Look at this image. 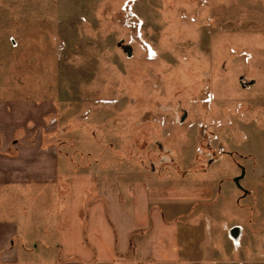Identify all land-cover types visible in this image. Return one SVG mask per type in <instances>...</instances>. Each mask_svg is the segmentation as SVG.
Returning a JSON list of instances; mask_svg holds the SVG:
<instances>
[{
    "label": "rangeland",
    "instance_id": "rangeland-1",
    "mask_svg": "<svg viewBox=\"0 0 264 264\" xmlns=\"http://www.w3.org/2000/svg\"><path fill=\"white\" fill-rule=\"evenodd\" d=\"M16 100L56 103L64 191L26 205L64 256L264 264V0H0Z\"/></svg>",
    "mask_w": 264,
    "mask_h": 264
},
{
    "label": "crops",
    "instance_id": "crops-1",
    "mask_svg": "<svg viewBox=\"0 0 264 264\" xmlns=\"http://www.w3.org/2000/svg\"><path fill=\"white\" fill-rule=\"evenodd\" d=\"M60 131L55 101H0V264H97L91 256H64L57 213L46 206L50 218L33 217L26 205L32 195L57 201L64 191L54 139ZM130 251L118 264H217L210 255L138 261Z\"/></svg>",
    "mask_w": 264,
    "mask_h": 264
},
{
    "label": "water",
    "instance_id": "water-1",
    "mask_svg": "<svg viewBox=\"0 0 264 264\" xmlns=\"http://www.w3.org/2000/svg\"><path fill=\"white\" fill-rule=\"evenodd\" d=\"M238 180H239V178H237V179H236V181H238ZM234 232H235V230H234V231H232V233H234Z\"/></svg>",
    "mask_w": 264,
    "mask_h": 264
}]
</instances>
